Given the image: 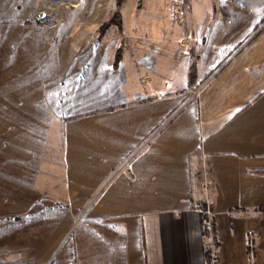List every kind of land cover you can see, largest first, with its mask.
<instances>
[{"label": "crops", "instance_id": "crops-1", "mask_svg": "<svg viewBox=\"0 0 264 264\" xmlns=\"http://www.w3.org/2000/svg\"><path fill=\"white\" fill-rule=\"evenodd\" d=\"M177 11L153 34L154 50L162 36L160 81L66 122L68 178L87 200L81 221L71 207L49 233H26L42 264H210L206 216L216 221L217 264H250V243L262 252L264 0ZM192 52L200 88L190 96Z\"/></svg>", "mask_w": 264, "mask_h": 264}, {"label": "rangeland", "instance_id": "rangeland-1", "mask_svg": "<svg viewBox=\"0 0 264 264\" xmlns=\"http://www.w3.org/2000/svg\"><path fill=\"white\" fill-rule=\"evenodd\" d=\"M197 1L0 0V264H42L26 233H49L71 207L75 221L83 219L87 197L68 178L66 122L160 81L162 36L154 50L153 34L168 8L179 17L180 6ZM198 64L192 52L183 90L190 96L200 88ZM206 227L217 264L214 217ZM260 247L256 253L250 243V264H264Z\"/></svg>", "mask_w": 264, "mask_h": 264}, {"label": "trees", "instance_id": "trees-1", "mask_svg": "<svg viewBox=\"0 0 264 264\" xmlns=\"http://www.w3.org/2000/svg\"><path fill=\"white\" fill-rule=\"evenodd\" d=\"M120 1H122V0H120ZM204 207H206V205L205 206H203V205L201 206L202 209ZM203 210L206 211V208H204ZM207 220H208V217L206 216V222H207ZM204 235L206 236V238H208V233H207V227H206V225H205ZM208 259H209V262H210V251L209 250H208Z\"/></svg>", "mask_w": 264, "mask_h": 264}]
</instances>
